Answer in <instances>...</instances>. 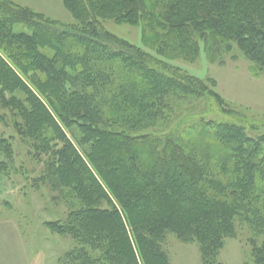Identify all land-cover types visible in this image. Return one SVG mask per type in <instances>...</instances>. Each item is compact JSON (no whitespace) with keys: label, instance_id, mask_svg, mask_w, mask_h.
Wrapping results in <instances>:
<instances>
[{"label":"trees","instance_id":"16d2710c","mask_svg":"<svg viewBox=\"0 0 264 264\" xmlns=\"http://www.w3.org/2000/svg\"><path fill=\"white\" fill-rule=\"evenodd\" d=\"M65 1L74 12L91 16L87 25L52 21L0 0V104L15 108L29 132L51 130L63 140L50 179L82 203L73 231L101 252L105 235L110 264H140L138 256L143 264L149 256L167 260L157 240L185 222L223 242L234 235L232 216L243 215L264 235V155L259 158L264 132L247 116L237 119L202 81L117 37L96 19L106 4L113 11L117 6L115 14L125 8L130 16L139 14L146 26L161 19L177 26L196 19L198 25L204 19L227 29L261 72L264 0H154L145 15L144 0ZM182 39L194 49L188 36ZM190 95L213 97L218 109L236 120L201 119L180 135L137 133L168 119L174 103ZM117 107L125 119L113 113ZM55 116L79 129L80 143L89 145L84 156ZM131 117L144 123H131ZM257 253L264 261V241Z\"/></svg>","mask_w":264,"mask_h":264},{"label":"rangeland","instance_id":"374dc122","mask_svg":"<svg viewBox=\"0 0 264 264\" xmlns=\"http://www.w3.org/2000/svg\"><path fill=\"white\" fill-rule=\"evenodd\" d=\"M12 1L63 24L83 26L91 18L74 12L65 0ZM153 3L142 2V15ZM112 6L106 4L96 12V19L105 29L202 81L221 96L237 119L247 116L264 132V71H257L250 53L232 41L227 29L205 23L204 19L198 25L194 24L198 23L196 19L190 22L192 25L183 26H177L175 20L168 23L161 19L146 26L139 14L130 16L127 8L115 14L117 6L114 11ZM183 36L192 40L194 49ZM113 113L125 119L119 107ZM234 116L221 112L213 97L190 95L174 103L168 119H159L147 128L137 129V133L164 136L178 131L180 135L187 132L190 123L201 119L203 123L226 122L236 120ZM55 118L84 156L89 145L80 143L79 129ZM129 119L131 123L140 122L135 117ZM210 129L209 141L214 139ZM49 132H29L15 108L0 104V264H90L92 260L98 261L94 264H110L105 235L101 252L73 231L74 214L82 203L69 188L53 186L50 178L55 177L56 152L63 140H56ZM253 135L256 133L249 131V136ZM259 155L262 158L264 150ZM231 222L234 235L223 242L212 240L208 229L201 234L195 227L187 228L186 222L178 226L177 232L165 230L157 241L167 260L149 256L148 264H264L257 253L264 235L258 234L243 215L232 216Z\"/></svg>","mask_w":264,"mask_h":264}]
</instances>
